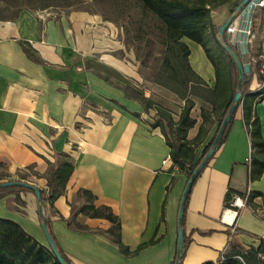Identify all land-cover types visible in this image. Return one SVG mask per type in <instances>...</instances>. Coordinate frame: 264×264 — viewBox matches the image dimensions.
I'll use <instances>...</instances> for the list:
<instances>
[{
    "label": "crops",
    "instance_id": "crops-1",
    "mask_svg": "<svg viewBox=\"0 0 264 264\" xmlns=\"http://www.w3.org/2000/svg\"><path fill=\"white\" fill-rule=\"evenodd\" d=\"M228 5L210 11L217 30L235 10L236 5ZM252 21L250 47L264 57V6L253 9ZM100 24L101 20L84 11L55 15L44 8H21L12 18H0V181L18 180V174L28 173L25 181L46 189L42 175L48 164L66 155L72 172L51 203L41 202V216L70 262L169 264L176 254L177 212L188 177L171 159L163 163L170 148L156 125L158 116L153 108L144 109L136 96L167 108L173 121L184 101L160 84L142 81L132 55H127L130 60L118 55L115 50L122 48L118 40L101 36L106 26ZM224 36L243 60L238 35ZM182 40L189 49L190 67L213 87L214 67L204 49L188 38ZM26 48L33 57L26 54ZM259 82L253 71L248 90H258ZM192 100L189 115L195 122L186 132L187 139L198 131L201 108L212 109L200 97L192 96ZM254 110L264 139V99L255 101ZM163 125L168 132L165 121ZM216 127L217 119L211 115L195 159ZM249 158L240 104L224 141L190 188L183 214L181 264L216 263L230 235L245 248L257 247L258 238L264 239V217L251 206L239 207L241 198L238 205H232L238 212L223 206L228 189L259 192L262 196L252 201L263 206L264 174L248 181ZM79 189L90 191L96 206L110 208L119 220L121 241L130 251L142 245L135 254L121 253L106 234L112 225L109 220L71 214L70 203H85L84 197L77 196ZM0 193V218L17 222L46 245L35 194L9 188ZM234 228L237 231L231 234Z\"/></svg>",
    "mask_w": 264,
    "mask_h": 264
},
{
    "label": "trees",
    "instance_id": "trees-1",
    "mask_svg": "<svg viewBox=\"0 0 264 264\" xmlns=\"http://www.w3.org/2000/svg\"><path fill=\"white\" fill-rule=\"evenodd\" d=\"M138 1L141 3L142 7L155 16L162 25L163 56L161 58V63L157 68V71L152 75L151 80L177 94L178 97L184 101V104L181 107V112L177 121H173L171 113L167 108L154 103L143 95H137L136 99L142 103L144 109L153 108L155 110V113L158 116L156 125L160 127L165 137V141L170 148V159L175 165H177L179 170L184 171L186 176L189 177L192 170L208 151L215 135L214 134L203 147L200 156L195 159V149L204 140L207 122L210 121L211 115H214L217 119V131L223 116L231 105V100L236 90V65L230 54L224 49L221 41L217 38V26L212 22L210 17V11L213 7L224 4L229 0ZM182 38H188L200 44L204 49L206 56L214 67L215 82L213 87H209L207 83L190 67L188 62L189 49ZM223 40L227 43L225 36ZM210 42L219 44L222 55L216 50H214V52L211 51L214 47L209 45ZM25 52L30 57L34 56L27 48L25 49ZM258 55V51L252 50L250 45H248L247 52L243 56V61L249 64L250 71L245 75V81L242 85V98L239 103V105L241 104L242 106L243 121L250 142V158L247 164L248 181L258 179L264 174V139L260 132L259 118L254 110L255 101L264 99V85L253 92L248 90V83L252 77L253 71L257 73L258 79L262 81V74L259 72L260 61L257 59ZM246 56L252 57L256 61L251 63L246 60ZM192 96L200 97L209 102L212 109L207 111L204 108H201L200 113L202 122L198 127V131L192 139H187L186 132L195 122L189 115L190 110L194 105ZM232 119L233 114L221 135L217 147L224 141ZM163 121H165L168 126V132H166L164 128ZM72 169L73 164L66 155H60L53 163L48 164L46 171L42 175L46 179V189L40 188L41 202L46 201L51 203L52 200L62 192ZM30 174H34V172L30 171ZM1 175L2 174L0 173V176ZM27 176L28 173L18 174V180L25 181L27 180ZM7 188L18 190L27 189L23 187L8 186L0 188V191ZM189 192L190 189L185 197L184 209ZM232 194L239 196L243 200L244 205L251 206L255 213V210H260L264 214V197L262 207L255 205L252 201L254 197L262 196L261 193L256 191L243 193L228 189L224 197L223 206L224 208H233L238 212V208L230 204ZM77 196L84 197L85 203L78 206L73 202L70 203L72 215H74L75 212H80L89 217H100L109 220L112 225L106 230V234L118 246L120 252L124 255H133L142 247V245H140L137 249L130 251L128 247L122 243L118 218L112 213L109 207L105 205L96 206L93 203L95 197L90 191L79 189L77 191ZM40 217L42 221L43 217L41 216V213ZM236 231L237 229L234 228L231 234ZM49 232L64 260L68 264H72L57 245L50 229ZM258 239L259 244L257 247L250 246L249 248H245L239 244L232 235H230L227 245L221 252L216 263L206 262L204 264H264V239ZM184 250L185 237L182 253H176L174 260L169 264H175L176 261H178V264H181L180 261L184 254ZM0 264L60 263L47 245L42 244L29 235L17 222L7 218H0Z\"/></svg>",
    "mask_w": 264,
    "mask_h": 264
},
{
    "label": "rangeland",
    "instance_id": "rangeland-1",
    "mask_svg": "<svg viewBox=\"0 0 264 264\" xmlns=\"http://www.w3.org/2000/svg\"><path fill=\"white\" fill-rule=\"evenodd\" d=\"M239 1L229 0V8H233ZM21 8H44L49 10V14L55 15L75 10L96 16L97 20L102 21L103 27L108 29L106 31L101 27L100 35L118 40L117 45L122 48L115 50L117 54L126 60H130L127 55H132L141 80L153 82L151 77L163 56L162 25L138 0H0V18H12ZM209 45L214 47L212 52L216 50L222 55L219 44L210 42ZM233 200L231 198L230 203ZM255 211L264 217L260 210Z\"/></svg>",
    "mask_w": 264,
    "mask_h": 264
},
{
    "label": "water",
    "instance_id": "water-1",
    "mask_svg": "<svg viewBox=\"0 0 264 264\" xmlns=\"http://www.w3.org/2000/svg\"><path fill=\"white\" fill-rule=\"evenodd\" d=\"M259 0H241L235 7L234 11H237L239 9H247L248 4H251L249 7V10L245 13L246 17H250L252 13V2L255 3ZM233 14H231L221 25L218 27L217 30V38L221 41L224 49L230 54L231 58L233 59L236 68H237V81H236V90L235 93L232 97L231 100V105L227 109L226 114L223 116L221 123L213 137V140L211 142V145L208 149V151L204 154V156L201 158L197 166L192 170L190 176L188 177L185 186L183 188V191L180 196L179 200V206H178V212H177V236H176V253L181 254L183 251V244H184V233L182 229V216H183V211H184V202H185V197L186 194L188 193L189 189L191 188L197 174L203 169V167L206 165L207 161L211 158V156L214 154L217 144L221 138V135L231 117V115L234 113L236 108L238 107L241 98H242V85L245 81V75L249 73L250 71V66L248 63L244 62L241 58V54L235 50L230 43H226L225 41L222 40V37L225 35V29L226 27L230 24L232 21ZM242 47L244 50V53L247 51V45L242 43ZM8 186H16V187H23L30 189L36 197V203H37V208L38 211L41 213V193L40 189L35 186L34 184L23 181V180H5V181H0V188H5ZM43 217V216H42ZM40 227L44 236V239L46 241V245L50 248V250L53 252L54 256L57 258L58 262L60 264H68L64 258L62 257L61 253L57 249V246L49 232L48 226H47V221L43 217ZM175 264H178V261L175 262Z\"/></svg>",
    "mask_w": 264,
    "mask_h": 264
},
{
    "label": "built area",
    "instance_id": "built-area-1",
    "mask_svg": "<svg viewBox=\"0 0 264 264\" xmlns=\"http://www.w3.org/2000/svg\"><path fill=\"white\" fill-rule=\"evenodd\" d=\"M250 6H251V4H248V8L245 10L239 9L237 11H233L232 21L230 22V24L225 29V34L233 35L236 33L238 35L239 42L241 44L242 43L246 44L247 49H248V45L251 44L252 39H253L252 13H251L250 17H246V15H245V13L249 10ZM256 6H264V0H259L255 3L252 2L253 9ZM253 9H252V12H253ZM243 52H244V50H243ZM260 58H261V61L259 60ZM257 59L260 61L259 72L262 74V81H260L258 84V89H259L264 85V57H261V55H259L257 57ZM254 61H256V60H254ZM169 159H170V157L167 156L163 160V163H165ZM238 200H240L239 197H234L233 203H231V205L237 204ZM243 205H244L243 200H240V204L238 206L241 207Z\"/></svg>",
    "mask_w": 264,
    "mask_h": 264
},
{
    "label": "bare ground",
    "instance_id": "bare-ground-1",
    "mask_svg": "<svg viewBox=\"0 0 264 264\" xmlns=\"http://www.w3.org/2000/svg\"><path fill=\"white\" fill-rule=\"evenodd\" d=\"M239 204H240V202H239Z\"/></svg>",
    "mask_w": 264,
    "mask_h": 264
}]
</instances>
